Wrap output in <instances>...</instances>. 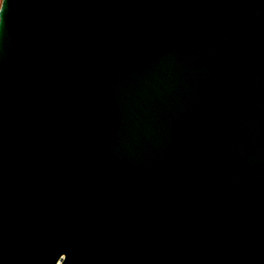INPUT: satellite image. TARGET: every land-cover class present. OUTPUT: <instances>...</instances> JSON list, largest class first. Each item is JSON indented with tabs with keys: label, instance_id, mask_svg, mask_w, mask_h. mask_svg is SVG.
I'll use <instances>...</instances> for the list:
<instances>
[{
	"label": "water",
	"instance_id": "obj_1",
	"mask_svg": "<svg viewBox=\"0 0 264 264\" xmlns=\"http://www.w3.org/2000/svg\"><path fill=\"white\" fill-rule=\"evenodd\" d=\"M0 264H264V0H5Z\"/></svg>",
	"mask_w": 264,
	"mask_h": 264
},
{
	"label": "clouds",
	"instance_id": "obj_2",
	"mask_svg": "<svg viewBox=\"0 0 264 264\" xmlns=\"http://www.w3.org/2000/svg\"><path fill=\"white\" fill-rule=\"evenodd\" d=\"M5 0H3V3L0 4V12H3L4 9Z\"/></svg>",
	"mask_w": 264,
	"mask_h": 264
},
{
	"label": "snow or ice",
	"instance_id": "obj_3",
	"mask_svg": "<svg viewBox=\"0 0 264 264\" xmlns=\"http://www.w3.org/2000/svg\"><path fill=\"white\" fill-rule=\"evenodd\" d=\"M3 3V0H0V4H2Z\"/></svg>",
	"mask_w": 264,
	"mask_h": 264
}]
</instances>
